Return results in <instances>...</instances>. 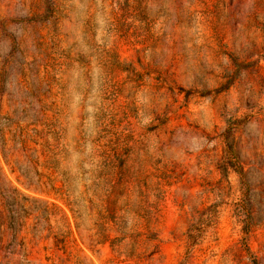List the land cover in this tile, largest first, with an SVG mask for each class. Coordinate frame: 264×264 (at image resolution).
I'll use <instances>...</instances> for the list:
<instances>
[{"label":"rangeland","instance_id":"obj_1","mask_svg":"<svg viewBox=\"0 0 264 264\" xmlns=\"http://www.w3.org/2000/svg\"><path fill=\"white\" fill-rule=\"evenodd\" d=\"M0 264H264V0H0Z\"/></svg>","mask_w":264,"mask_h":264},{"label":"trees","instance_id":"obj_2","mask_svg":"<svg viewBox=\"0 0 264 264\" xmlns=\"http://www.w3.org/2000/svg\"><path fill=\"white\" fill-rule=\"evenodd\" d=\"M39 18H45L44 16H40V17H30L28 20H35V19H39ZM227 134L225 136V140H226V153H227V157L229 158V162H232V159L234 158L233 154L235 153L234 148L232 147L231 143V134L230 131H226ZM236 166V171L237 173L240 175L241 179L243 180L244 178V173L242 171V169L240 168V165H235ZM191 231L190 228L187 230V237L190 239L191 238Z\"/></svg>","mask_w":264,"mask_h":264}]
</instances>
